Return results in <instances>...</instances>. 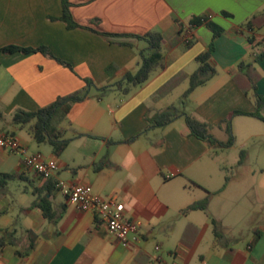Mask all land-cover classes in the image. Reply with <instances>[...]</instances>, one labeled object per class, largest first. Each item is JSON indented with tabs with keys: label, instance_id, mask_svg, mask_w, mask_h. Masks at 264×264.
Here are the masks:
<instances>
[{
	"label": "crops",
	"instance_id": "obj_1",
	"mask_svg": "<svg viewBox=\"0 0 264 264\" xmlns=\"http://www.w3.org/2000/svg\"><path fill=\"white\" fill-rule=\"evenodd\" d=\"M68 2L74 27L60 18L62 0H0V49L46 46L52 54L0 50V133L58 165L49 186L20 154L0 147V173L16 174L0 188V264H264V223L252 220L258 200L264 202V149L249 150L263 137L264 121L251 115L248 93L251 78L264 96V58H254L264 23L243 26L264 11V0ZM202 15L221 29L218 36L206 23L189 24ZM146 32L162 35V66L123 94L113 84L138 70L139 51L148 47L138 36ZM211 42L215 73L183 99L196 56ZM240 61L251 64L249 76ZM85 80L92 83L87 97L63 103L47 123L49 133L60 130L59 139L67 140L59 154L37 143L28 125L12 123L16 110L34 111L81 91ZM171 106L177 115L153 124ZM182 112L206 123L209 137L191 133ZM14 180L29 187L12 193ZM58 180L115 195L124 218L138 223L136 234L121 243L93 212L69 203ZM206 194V211L181 212ZM43 199L55 220L35 204ZM211 219L222 237H215Z\"/></svg>",
	"mask_w": 264,
	"mask_h": 264
},
{
	"label": "trees",
	"instance_id": "obj_2",
	"mask_svg": "<svg viewBox=\"0 0 264 264\" xmlns=\"http://www.w3.org/2000/svg\"><path fill=\"white\" fill-rule=\"evenodd\" d=\"M60 18L64 20L67 26L69 27H74L77 25V23L73 21L71 13L69 11L68 0H62V14ZM202 23H206V25L212 30L213 38L221 33V29L218 26L207 21L206 15L191 17L189 20V24L192 26L200 25ZM263 23H264V11L259 14L252 15L243 23V26L247 29H252L254 26H260ZM138 37L145 38L148 42V47L139 51L140 65L138 70L133 74L126 73L122 79L118 80L113 84L118 89H120L123 94H127L133 86L142 84L145 81H147L149 77L153 74V72L157 68L162 66L163 57L160 51L162 35L159 32H146L144 35ZM0 50L7 53H13L16 51H20L23 53H27L30 51H39L43 54H48L52 56L50 50L46 46H39L36 48H32V47H22L17 45H7L2 47ZM212 50H213V42L209 44L206 50H204L203 52H201L196 56V61L198 63V66L188 77L189 84L188 87L183 92L182 95L183 99L190 93V91L195 86L204 83L207 79H209L212 75H214L215 69L209 62ZM254 58L255 60L264 58V42H263L262 50L256 53ZM56 59L60 63L70 67L68 62H65L59 58ZM250 67L251 64L249 63H245L243 61H240L238 63L239 70L246 76H249L248 73ZM248 79L250 81V87L248 93L255 105V111L252 112L251 115L264 121V116L261 114V110H264V96L260 95L257 92L256 85L253 82V80H251V78ZM85 82L86 85L83 87L81 91L67 94L64 96H59L50 104L41 107L37 110L34 111H27L22 109L16 110L12 115V119H11L12 123L21 126L28 125L31 134L37 143L47 142L49 145H51L52 151L55 154H59L66 146L67 140L59 139L61 133L60 130L49 133L47 131V123L50 117L52 116V114L55 112V110L63 103L69 101H80L85 97H87L88 88L92 83L89 80H85ZM106 87L108 86H103L100 89H105ZM182 114L185 117V122L189 127L191 133H193L194 135L200 138L209 137L206 123L201 122L196 118L189 116L183 112ZM175 115H177L176 108L171 106L161 112L156 113L152 118V122L155 125H164ZM210 141L219 143L222 146H229L232 142V139L229 138L226 142H218L210 138ZM15 177L16 174L0 173V188L4 187L8 180L13 179ZM45 180H47V184L49 186L55 185V182L50 177ZM209 197L210 194H206L205 197H203L201 200L189 204L187 207L181 210V212L186 213L190 210H197V209L206 211ZM35 204H37L41 208L43 215L46 218L55 220L58 217L53 212L49 201H47L46 199H43ZM211 224L213 226V233L215 237L216 238L222 237L219 231L218 223L214 219H211Z\"/></svg>",
	"mask_w": 264,
	"mask_h": 264
},
{
	"label": "built area",
	"instance_id": "obj_3",
	"mask_svg": "<svg viewBox=\"0 0 264 264\" xmlns=\"http://www.w3.org/2000/svg\"><path fill=\"white\" fill-rule=\"evenodd\" d=\"M0 147L20 154L22 163L43 179L52 177L58 169L56 161L45 158L41 153H26L25 146L11 133H0ZM56 185L69 203L93 212L121 243H127L130 235L136 234L138 223L124 218V205L115 195L104 197L95 193L89 184H67L58 180Z\"/></svg>",
	"mask_w": 264,
	"mask_h": 264
},
{
	"label": "rangeland",
	"instance_id": "obj_4",
	"mask_svg": "<svg viewBox=\"0 0 264 264\" xmlns=\"http://www.w3.org/2000/svg\"><path fill=\"white\" fill-rule=\"evenodd\" d=\"M182 87H183V85H182ZM182 87H180V90L182 89ZM177 90H179V89H177ZM178 94H179V91H178ZM24 132H26V131L24 130ZM263 149H264V135L262 138L255 139V141L252 143V145L249 148V150L252 152L253 155H256V153L258 154L259 152L262 153ZM231 155H229L230 157L228 159L230 161H233L236 157L235 155H237V154L233 155V153H231ZM28 177H29V175H28ZM11 184L12 185L10 187V192L15 193V194L20 192V190H22L24 188V186L29 187V183L26 181L14 180L11 182ZM251 200H252V205H254V203H253L254 199L252 198ZM242 211L244 212L243 209H242ZM255 211L257 212V215H255V217H253L252 220L254 221L255 226H260V225H262V223H264V202H261L260 200H258L257 206H255ZM243 228H244V224H241L238 226V230L243 229ZM225 234L228 235L229 233H225ZM225 234H223V235H225Z\"/></svg>",
	"mask_w": 264,
	"mask_h": 264
}]
</instances>
